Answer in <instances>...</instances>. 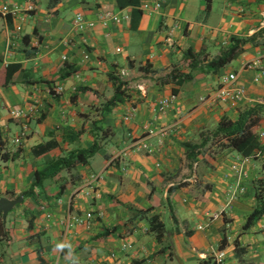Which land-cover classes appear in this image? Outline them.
I'll return each mask as SVG.
<instances>
[{"label":"crops","instance_id":"crops-1","mask_svg":"<svg viewBox=\"0 0 264 264\" xmlns=\"http://www.w3.org/2000/svg\"><path fill=\"white\" fill-rule=\"evenodd\" d=\"M4 8L11 21L0 17V135L17 156L0 159V198L18 199L34 170L64 151L88 147L95 123L108 136L75 177L62 173L61 196L55 197L53 178L13 207L0 264H67L64 253L53 251L60 241L71 243L78 264H216V251L222 264H264V214L243 229L264 155L244 158L222 149L210 156L198 148L194 160L186 158L188 145L199 144L220 118L236 120L264 105V76L256 79L264 67V34L217 74L196 69L182 85L166 79L174 68L189 72L180 64L187 49L211 59L232 37L256 34L264 27V0H140L141 16L118 9L114 0H0V13ZM104 11L119 21H101ZM78 13L94 23L82 34L72 30ZM9 64L19 70L3 86ZM65 65L74 71L62 78ZM111 73L126 82L128 98L106 112ZM229 73L244 97L203 104ZM173 90L174 101L160 113L159 100ZM11 109L25 117L12 118ZM41 147L47 148L36 154ZM93 174L100 176L92 180ZM88 212L94 215L88 228L64 233L69 215ZM155 215L163 224L159 240L149 224Z\"/></svg>","mask_w":264,"mask_h":264},{"label":"trees","instance_id":"trees-1","mask_svg":"<svg viewBox=\"0 0 264 264\" xmlns=\"http://www.w3.org/2000/svg\"><path fill=\"white\" fill-rule=\"evenodd\" d=\"M114 1L118 9L122 10L129 8L132 13L141 16L142 11L140 9V0ZM2 15L3 14L0 13V17ZM3 16L7 18L9 22L11 21L9 13ZM261 34H264V27L248 38L232 37L229 40L228 45L222 49L217 56L211 59H202L192 50L187 49L183 54L180 64L186 66L189 69V72L184 73L179 69L174 68L166 79L177 85H182L192 80V71L196 69H200L206 73L217 74L220 69L236 60L243 53L244 46L247 43L253 42ZM18 70V64H9L4 67L3 86H9L13 83L12 77ZM73 71L74 70L69 69V66L65 65L61 69L60 76L62 78L68 77ZM108 78L113 85V94L112 97L102 106V110L106 112H110L115 106L124 103L128 98L126 82L122 81L117 75L112 73L108 75ZM172 93L175 94L176 91L173 90ZM262 113H264V105L259 104L242 111L236 120H231L228 117L223 116L209 134L202 136L199 144L188 145L189 150L186 153V158L188 160H194L195 155L193 151L202 148L207 143L220 149H231L232 151H236L244 158L257 159L258 156L264 155V144L259 133ZM92 136L93 141L88 147H78L69 151H64L61 155L49 160L42 169L34 170L30 187L28 190L22 192L20 196L22 198L32 196L35 189H44L45 182L52 181L53 178H55V182L58 184V190L55 193V197L61 196L67 184V178L62 176V173H70L71 178H73L75 177L73 171H75L78 166L89 164L91 158L103 147V139H106L108 136V130L95 123ZM46 148L41 147L39 150H36L35 153H42ZM16 156L17 153L10 154L6 150L5 142L0 135V159L6 161L15 159ZM262 159V175L254 183L253 194L255 206L252 213L247 217L243 229L251 227L264 214V158ZM149 224L150 230L155 233L156 238L159 240L163 236V224L160 222L158 216H153L150 219ZM9 238L8 230L3 222L2 215L0 214V244L8 241Z\"/></svg>","mask_w":264,"mask_h":264},{"label":"built area","instance_id":"built-area-1","mask_svg":"<svg viewBox=\"0 0 264 264\" xmlns=\"http://www.w3.org/2000/svg\"><path fill=\"white\" fill-rule=\"evenodd\" d=\"M7 8H4L2 10V14H7ZM99 18L101 21L106 22L108 20L118 22L119 17L116 14L111 13L110 11H104L102 14H100ZM94 23L86 21L82 14L78 13L74 16L72 20V30L77 32L78 34H82L84 31L93 28ZM119 51V49H117ZM256 65V64H255ZM260 76H264V67L259 69V74L256 79H259ZM236 81V74L229 73L221 76V80L219 83V86L215 88L214 90L210 91L205 97L201 99L203 104L205 105H214L215 103L220 102H236L241 100L244 97V89L241 86L235 85ZM55 92H60V88H56ZM175 95L171 94L170 96L166 98H162L159 100L157 104V110L161 113L165 109H167L170 104L174 101ZM10 115L14 119H21L25 117V114L20 109H11ZM260 136L264 137V130L259 131ZM20 140V137L18 138V141ZM4 141V140H3ZM233 169L237 172L238 169L236 167H233ZM100 174H93L91 175L92 180H97L99 178ZM45 206H42V209H44ZM46 218L50 219L51 214L48 212L46 213ZM94 219V215L92 212L85 213L84 215H69L67 218V224L64 227V233L67 232V230L71 226H80L88 228L91 225L92 220ZM214 261L216 264H222L223 261V253L220 251H216L214 253ZM114 257V255H112ZM116 264H121L119 262H116Z\"/></svg>","mask_w":264,"mask_h":264},{"label":"clouds","instance_id":"clouds-1","mask_svg":"<svg viewBox=\"0 0 264 264\" xmlns=\"http://www.w3.org/2000/svg\"><path fill=\"white\" fill-rule=\"evenodd\" d=\"M53 251H59L61 253H64V258L67 261V264H78L77 259L73 258L74 257L73 247L70 242L67 241L54 242Z\"/></svg>","mask_w":264,"mask_h":264},{"label":"water","instance_id":"water-1","mask_svg":"<svg viewBox=\"0 0 264 264\" xmlns=\"http://www.w3.org/2000/svg\"><path fill=\"white\" fill-rule=\"evenodd\" d=\"M22 201V197L18 199L10 200L7 198H0V214L2 215L3 222H6V217L8 213L13 209V207Z\"/></svg>","mask_w":264,"mask_h":264},{"label":"rangeland","instance_id":"rangeland-1","mask_svg":"<svg viewBox=\"0 0 264 264\" xmlns=\"http://www.w3.org/2000/svg\"><path fill=\"white\" fill-rule=\"evenodd\" d=\"M205 132H207V134H209L211 131H210V129H207ZM220 150H222V149H220L218 147H215V146L214 147H211V146H207V147L206 146H203L199 152H205V153L208 152L207 154L210 155V156H212L213 154H215L217 152H220ZM214 159H215V157H214Z\"/></svg>","mask_w":264,"mask_h":264}]
</instances>
